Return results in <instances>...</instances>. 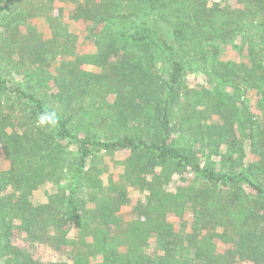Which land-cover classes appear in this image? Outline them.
I'll return each instance as SVG.
<instances>
[{"label": "trees", "instance_id": "1", "mask_svg": "<svg viewBox=\"0 0 264 264\" xmlns=\"http://www.w3.org/2000/svg\"><path fill=\"white\" fill-rule=\"evenodd\" d=\"M185 57L206 85L175 121ZM240 261L264 264V0H0V264Z\"/></svg>", "mask_w": 264, "mask_h": 264}, {"label": "rangeland", "instance_id": "2", "mask_svg": "<svg viewBox=\"0 0 264 264\" xmlns=\"http://www.w3.org/2000/svg\"><path fill=\"white\" fill-rule=\"evenodd\" d=\"M214 2H217V1H220V0H212ZM80 50V49H79ZM84 52H87V53H92L94 52L96 49L95 47H90L88 46V48H86L85 46L82 47L81 51ZM185 56V55H184ZM185 60V67H186V76H185V81L183 82L182 84V87L180 88L179 90V93H178V98L173 102V119L176 121V119H178L181 115V105H183V102L185 101V98L186 96L188 95L187 93V90H189V92H192L191 89H200L202 87H204L206 85L205 83V78H204V75H205V72L202 70L203 69V66H199L197 63L191 61L190 59H186V57L184 58ZM157 68L161 69V66H158ZM98 72V71H96ZM113 101V97H110L109 99V103ZM103 110H99V111H96L94 110L93 108H90L89 109V112H91L89 115L92 114L93 111H96L97 112V117H101V118H97L95 123H98V121H101L102 118H106L107 117V112H106V108H102ZM94 114V113H93ZM87 115L85 118H86V122H88V119L91 120L90 116ZM100 155H103V154H100ZM104 155H105V152H104ZM115 159V163L117 165H115V169L113 171V167L109 166V171L110 172H114L113 175L111 174H105L103 175V179H104V183L105 184H109L111 183L112 181H117L119 182V175L120 174H123L124 173V169L122 168L121 165H119L124 158H126L125 154L123 153H118L117 156L115 155H106L104 156V161L106 163H109L111 162L112 160L111 159ZM113 159V160H114ZM112 167V168H111ZM173 185H176L177 184V181L176 182H173L172 183ZM172 184H170L172 186ZM49 191L50 189L49 188H46L45 190H41L38 195H39V199L40 200H47V195L49 196ZM137 197V196H136ZM137 199V198H135ZM134 205H131V204H127V209H132ZM88 211L85 210V214L87 213ZM95 214L93 213H87L85 218H94ZM191 215H187V217H190ZM171 221L173 223H176L174 224L175 225V228L178 229L179 225L177 224L178 221H179V217H176L175 215H172L171 216ZM43 249V253H44V257H45V260H52L53 258L55 259L56 256L55 254L48 248V247H44L42 248ZM239 264H247V263H242L241 261L239 262Z\"/></svg>", "mask_w": 264, "mask_h": 264}, {"label": "clouds", "instance_id": "3", "mask_svg": "<svg viewBox=\"0 0 264 264\" xmlns=\"http://www.w3.org/2000/svg\"><path fill=\"white\" fill-rule=\"evenodd\" d=\"M58 122V113L55 110H46L37 117L38 127H54Z\"/></svg>", "mask_w": 264, "mask_h": 264}]
</instances>
